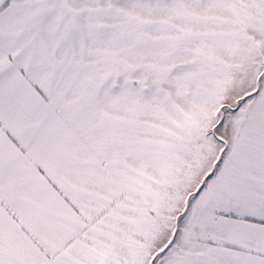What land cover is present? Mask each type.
I'll use <instances>...</instances> for the list:
<instances>
[{
    "label": "snow or ice",
    "instance_id": "snow-or-ice-1",
    "mask_svg": "<svg viewBox=\"0 0 264 264\" xmlns=\"http://www.w3.org/2000/svg\"><path fill=\"white\" fill-rule=\"evenodd\" d=\"M0 264H264V0H0Z\"/></svg>",
    "mask_w": 264,
    "mask_h": 264
}]
</instances>
